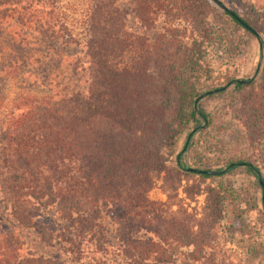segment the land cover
I'll use <instances>...</instances> for the list:
<instances>
[{"label": "trees", "instance_id": "1", "mask_svg": "<svg viewBox=\"0 0 264 264\" xmlns=\"http://www.w3.org/2000/svg\"><path fill=\"white\" fill-rule=\"evenodd\" d=\"M10 1L0 0V28L6 20L26 26L15 17L21 6ZM208 1L258 41L264 91V27L253 13ZM27 34L35 42L33 35L49 38L38 28ZM64 37L65 49L73 39ZM92 37L87 32L82 47L87 92L62 98L47 89L53 83L20 72L28 63L15 49L24 52L32 45L27 39L16 46L11 38V49L0 39V264H189L190 247L202 242V220L175 210L168 195L154 202L149 193L165 170L163 147L173 153L197 114L207 121L197 101L211 92L202 95L197 84L211 79V69L193 51L177 66H160V78L139 75L136 58L125 62L122 47L108 45L106 34L93 44ZM239 167L258 175L244 159L228 161L223 171L184 170L212 179ZM212 199L213 220H220L216 211L226 196L216 192Z\"/></svg>", "mask_w": 264, "mask_h": 264}, {"label": "rangeland", "instance_id": "2", "mask_svg": "<svg viewBox=\"0 0 264 264\" xmlns=\"http://www.w3.org/2000/svg\"><path fill=\"white\" fill-rule=\"evenodd\" d=\"M10 2L21 6L15 17L19 15L26 26L6 20V27L0 28V39L11 49V38L17 39V46L28 31H47L46 40L44 35H33L38 42L27 34L24 39L32 45L24 52L16 46L13 49L18 59L30 65L21 68L24 77L38 80V84L53 83L47 89L58 98L87 92L91 80L86 50L82 48L87 32L95 36L92 44L106 34L108 45L122 47L125 62L138 60L142 67L139 75L156 79L162 77L160 66H177L178 60L187 56L185 52L201 51L204 64L211 69V79L205 81L203 76L197 87L202 95L211 94L200 97L197 108L207 115V121L197 114L179 134L173 153L163 147L165 170L149 198L166 202L168 195L175 210L181 207L202 220V242L190 247L189 264H264V204L259 184L262 181L264 186V121L260 115L264 91L258 41L208 0ZM221 2L239 13H253L258 25L264 27V0ZM63 35L73 39L65 49ZM236 81L252 83L237 88ZM241 159L253 163L258 175L239 167L205 179L184 170L223 171L228 161ZM216 192L226 196L223 207L216 211L220 220H213L212 194Z\"/></svg>", "mask_w": 264, "mask_h": 264}, {"label": "water", "instance_id": "3", "mask_svg": "<svg viewBox=\"0 0 264 264\" xmlns=\"http://www.w3.org/2000/svg\"><path fill=\"white\" fill-rule=\"evenodd\" d=\"M215 2H218V4H220V5H222L219 1H217V0H214ZM223 6V5H222ZM191 170V169H190ZM191 171H197V170H191ZM260 184L263 186V182L262 181H260Z\"/></svg>", "mask_w": 264, "mask_h": 264}]
</instances>
